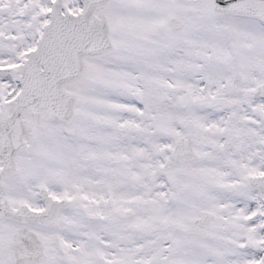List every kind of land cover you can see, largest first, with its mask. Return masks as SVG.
I'll return each instance as SVG.
<instances>
[{
    "label": "snow or ice",
    "instance_id": "6c2138e0",
    "mask_svg": "<svg viewBox=\"0 0 264 264\" xmlns=\"http://www.w3.org/2000/svg\"><path fill=\"white\" fill-rule=\"evenodd\" d=\"M0 264H264V0H0Z\"/></svg>",
    "mask_w": 264,
    "mask_h": 264
}]
</instances>
